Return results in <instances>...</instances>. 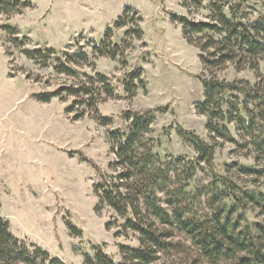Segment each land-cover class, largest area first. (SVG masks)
Segmentation results:
<instances>
[{"label": "rangeland", "instance_id": "rangeland-1", "mask_svg": "<svg viewBox=\"0 0 264 264\" xmlns=\"http://www.w3.org/2000/svg\"><path fill=\"white\" fill-rule=\"evenodd\" d=\"M224 1L244 2L251 19L264 16V0ZM208 4L209 0L203 9L194 11L183 8L180 0H30L29 8L0 14V27L11 26L19 39L26 38L24 49L45 46L67 54L84 52L88 63L76 71L88 76L101 74L114 87L113 98L102 99L96 113L86 111L77 120L74 117L82 107L66 111L74 98L40 103L36 96L77 86L85 78L59 75L53 62L43 66L26 59L0 30V217L14 238L41 248L63 264H85V256H92L96 248L115 264H122L119 247L139 246L136 234L122 233L123 220L111 209L96 211L98 171L112 174L109 165L115 161L108 134L125 131L128 123L123 115L127 111L158 110L147 135L152 151L166 162H192L197 154L180 139L177 128L213 144L206 117L196 111L204 99L201 80L215 77L251 86L259 81L249 68L239 71L230 64L218 71L205 70L200 51L186 43L181 27L170 20V14H176L207 21ZM127 9L129 16L135 13L140 20L139 38L127 35L133 23L115 27ZM108 30L109 42L120 47L115 59L93 53L94 44L103 40ZM134 70L141 71L142 83H135V95L128 98L122 83ZM259 74L264 76L262 64ZM105 119L110 121L108 125L102 124ZM229 130L244 143L233 125ZM213 164L220 176L240 187L256 188V177L246 178L235 167L258 168L251 146L241 148L220 141ZM208 179L201 166L194 184H206ZM255 183L264 193V177ZM257 215L258 211H251L247 219L256 222ZM171 241L181 249L162 255L154 264H208L182 235L175 234Z\"/></svg>", "mask_w": 264, "mask_h": 264}, {"label": "trees", "instance_id": "trees-1", "mask_svg": "<svg viewBox=\"0 0 264 264\" xmlns=\"http://www.w3.org/2000/svg\"><path fill=\"white\" fill-rule=\"evenodd\" d=\"M22 1L0 0V14L30 7V0ZM180 1L183 8L197 11L203 9L207 0ZM207 9L210 13L207 21L196 22L176 14H170V20L181 27L186 43L200 51L205 70L218 71L230 64L239 71L249 68L259 81L251 86L244 81L228 83L215 77L201 80L204 99L196 105V111L206 117V130L213 144H206L195 134L177 128L180 139L197 154L192 162L183 159L166 162L152 151V140L147 135L158 110L127 111L123 115L128 123L125 131L108 134L115 157L109 165L112 174L98 171L94 193L98 198L96 211L104 207L111 209L123 220L122 233L138 236V247H119L122 264H154L162 255L176 252L182 246L171 241L175 234L190 241L208 264H264V193L254 185L257 178L264 177V76L259 74L260 64L264 71V16L251 19L252 13L244 2L209 0ZM129 15L130 10H125L115 27L133 23L135 26L127 35L132 33L139 38L140 20L135 13ZM0 30L26 59L43 66L53 62L55 73L85 78L77 86L36 96L38 102L74 98L66 111L72 113L76 107H82L74 117L77 120L86 111L96 113V105L102 99L114 97V87L108 78L76 71V67L88 63L84 52L67 54L45 46L24 49L27 40L19 39L15 28L4 25ZM110 33L106 31L104 39L94 44L93 53L115 59L120 47L109 42ZM140 77V70L125 77L122 86L128 98L135 95V83H142ZM101 121L103 125L110 123L107 119ZM230 125L244 143L234 138ZM220 141L241 148L252 147L258 168L235 167L246 178L256 177L255 189L240 187L216 172L214 151ZM201 166L207 170L209 179L206 184L197 185L194 179ZM251 211H258V221L247 219ZM84 263L115 264L99 248L92 256H85ZM0 264L63 263L37 246L18 241L0 217Z\"/></svg>", "mask_w": 264, "mask_h": 264}]
</instances>
